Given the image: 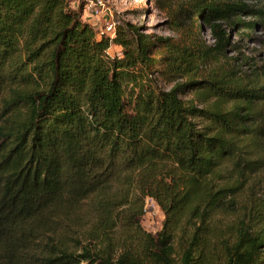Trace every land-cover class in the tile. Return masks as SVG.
<instances>
[{
	"label": "trees",
	"instance_id": "16d2710c",
	"mask_svg": "<svg viewBox=\"0 0 264 264\" xmlns=\"http://www.w3.org/2000/svg\"><path fill=\"white\" fill-rule=\"evenodd\" d=\"M230 8L252 11L198 9L202 50L127 22L101 33L70 0H0V264H264L261 211L209 223L264 170V81L202 73ZM146 197L166 216L155 233Z\"/></svg>",
	"mask_w": 264,
	"mask_h": 264
},
{
	"label": "rangeland",
	"instance_id": "374dc122",
	"mask_svg": "<svg viewBox=\"0 0 264 264\" xmlns=\"http://www.w3.org/2000/svg\"><path fill=\"white\" fill-rule=\"evenodd\" d=\"M72 6L77 8L82 4L85 8V0H70ZM209 1L234 2L245 5L252 11H237L230 8V17L235 21L255 22L254 27L248 28L245 25H232L231 19L215 20L220 28L228 36V45L225 48V55L214 54L208 57L202 68V73H210L215 70L222 75L237 77L246 84H251L254 78L264 81V0H104L107 11L104 14H111L117 25L129 23L140 29V31L168 38L170 43L183 46H193L199 49H206L214 44L212 38V27L202 22L198 17V9L205 6ZM211 5V4H210ZM260 11V12H259ZM236 13L235 15H232ZM103 17L93 18L87 12L82 17L95 29L100 30ZM237 18L239 20H237ZM110 54H120L121 48L118 45H111L108 49ZM156 77L157 74L155 75ZM181 82L182 80H178ZM157 84L164 88H170L174 82L168 77H158ZM181 97L186 103H192L200 107L201 99L195 96L192 91L183 93ZM229 106V105H227ZM236 206L228 209L229 216L216 214L209 219L215 221L218 226L231 224L233 230H237L239 222L244 218H256L255 213L261 211L264 216V170L253 175L249 184L242 191ZM143 214L140 219L141 229L144 232L155 233L159 231L165 220L156 202L146 197L143 204ZM193 224V219L184 217L180 222V229L185 226L187 229ZM87 227L91 225L87 224ZM179 230V229H178ZM117 239L122 237L120 228L112 231ZM264 252V248H262Z\"/></svg>",
	"mask_w": 264,
	"mask_h": 264
},
{
	"label": "built area",
	"instance_id": "2783aa9c",
	"mask_svg": "<svg viewBox=\"0 0 264 264\" xmlns=\"http://www.w3.org/2000/svg\"><path fill=\"white\" fill-rule=\"evenodd\" d=\"M86 3H84L85 11L93 18L103 17V15H109L107 17H104L103 20H101V33H106L109 36H113L115 29H116V23L111 17V14H104L107 11V6L104 2V0H85Z\"/></svg>",
	"mask_w": 264,
	"mask_h": 264
}]
</instances>
